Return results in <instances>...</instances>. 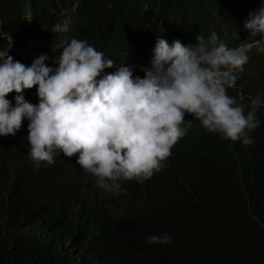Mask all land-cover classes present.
<instances>
[{
	"label": "trees",
	"instance_id": "trees-1",
	"mask_svg": "<svg viewBox=\"0 0 264 264\" xmlns=\"http://www.w3.org/2000/svg\"><path fill=\"white\" fill-rule=\"evenodd\" d=\"M256 1L0 0V50L10 47L11 37L14 61L30 66L47 54L45 64L55 69L53 44L67 36L87 41L117 67L134 65L138 52L146 55L149 32L158 39L186 20L207 34L204 20L231 22L232 12L223 8ZM65 19L70 31L54 33ZM245 67L236 82L250 93ZM254 72L264 82V56ZM37 87L23 91L26 101L39 103ZM253 94L244 100L245 112L250 98L264 101V87ZM15 95L6 97L13 106ZM256 116L251 145L204 127L189 129L161 171L121 182L118 195L99 188L76 161L37 167L24 118L14 136H0V264H264V106ZM165 233L171 243H147Z\"/></svg>",
	"mask_w": 264,
	"mask_h": 264
},
{
	"label": "clouds",
	"instance_id": "clouds-1",
	"mask_svg": "<svg viewBox=\"0 0 264 264\" xmlns=\"http://www.w3.org/2000/svg\"><path fill=\"white\" fill-rule=\"evenodd\" d=\"M227 12H232L231 22L204 20L207 34L186 20L158 39L149 32L146 55L138 52L134 65L119 67L87 41L67 36L53 44L58 67L45 64L47 54L26 66L8 55L10 37V47L0 50V136H14L27 118L29 154L37 167L76 161L113 195L122 190L121 182L147 180L161 171L189 129L204 127L251 145L249 133L260 124L256 112L264 101L259 95L250 98L245 112L244 100L264 87L254 72L263 64L264 0L222 9ZM70 25L65 19L52 31L66 34ZM114 66L115 72L101 77ZM245 66L252 70L247 71L250 93L237 86ZM34 86L38 104L22 94ZM230 88H237L236 95H229ZM12 92L14 106L6 98ZM171 239L167 233L146 238L161 245Z\"/></svg>",
	"mask_w": 264,
	"mask_h": 264
}]
</instances>
